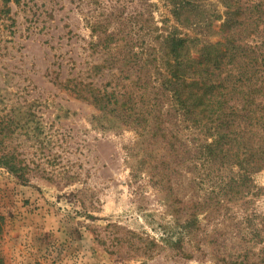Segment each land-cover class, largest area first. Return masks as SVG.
<instances>
[{"label": "rangeland", "instance_id": "1", "mask_svg": "<svg viewBox=\"0 0 264 264\" xmlns=\"http://www.w3.org/2000/svg\"><path fill=\"white\" fill-rule=\"evenodd\" d=\"M151 1L159 21L163 7ZM146 5L0 0V159L15 157L28 179L0 165L5 264H212L205 235L185 257L177 250L183 207H164L148 179L131 178L126 148L134 133L103 129L95 106L68 88L110 87L116 77L126 84L128 66L115 65L117 51L97 44L87 20L99 22L102 36L135 38L144 33ZM128 50L119 51L122 59ZM255 180L264 188V171ZM253 208L264 213V195Z\"/></svg>", "mask_w": 264, "mask_h": 264}, {"label": "trees", "instance_id": "2", "mask_svg": "<svg viewBox=\"0 0 264 264\" xmlns=\"http://www.w3.org/2000/svg\"><path fill=\"white\" fill-rule=\"evenodd\" d=\"M145 1L150 14L135 38L102 36L87 20L97 44L117 51L115 65L128 66L126 84L68 88L95 106L103 129L134 133L131 178L148 179L164 207L187 212L176 218L183 257L205 235L212 264H264V213L253 208L264 195L255 180L264 171V0H158L159 21L158 4ZM0 165L28 180L15 157Z\"/></svg>", "mask_w": 264, "mask_h": 264}]
</instances>
